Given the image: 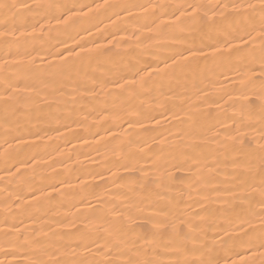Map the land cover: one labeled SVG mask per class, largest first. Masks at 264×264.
<instances>
[{"label":"snow or ice","instance_id":"6c2138e0","mask_svg":"<svg viewBox=\"0 0 264 264\" xmlns=\"http://www.w3.org/2000/svg\"><path fill=\"white\" fill-rule=\"evenodd\" d=\"M115 7L109 0H45L19 7L0 0V192L5 193L0 197V264H264V0H191L159 13L156 24L151 20L157 13L148 11L156 5H120L124 17L141 23L114 27L108 35L73 24L76 17L94 19V11L105 9L115 15L109 21L115 26L123 19L111 11ZM163 28L173 31L162 37ZM81 32L88 33L87 40ZM141 42L166 44L164 56L113 80L89 71L110 60L111 50ZM149 82L152 87L145 90ZM111 90L155 104L159 119L129 120L124 127V116L134 110L131 104L125 109L123 100L116 103L115 96L111 110L70 107L77 97L107 96ZM42 96L53 97L63 114L50 113L44 125L33 124L31 113ZM92 121L104 125L103 135H91V145L106 147L94 150L101 160L121 156L115 141L131 128L152 130L136 145L148 158L71 176L70 165H61L63 173L53 168L56 160L47 155L46 141L67 142L71 124L81 129ZM167 122L173 126L161 131ZM89 143L83 140L81 146ZM193 145L201 150L190 158L183 149ZM211 145L225 152L217 155ZM67 151L80 155L76 146ZM175 160L182 163H169ZM220 175L228 179L217 180ZM110 179L126 180L135 193L121 209L103 212L98 201L104 194L76 195L70 207L58 199ZM193 191L205 201H223L222 210L201 205L193 211L181 199ZM212 192L215 197L208 195ZM107 195L126 200L119 193ZM53 208L57 211L48 215ZM137 219L150 225L147 231L137 227Z\"/></svg>","mask_w":264,"mask_h":264},{"label":"clouds","instance_id":"9594fccd","mask_svg":"<svg viewBox=\"0 0 264 264\" xmlns=\"http://www.w3.org/2000/svg\"><path fill=\"white\" fill-rule=\"evenodd\" d=\"M71 2V0H68ZM84 3H95L96 0H82ZM191 0H109L111 5H115L117 7L113 8L111 11L120 12V15L123 13V10L119 8L120 5L127 4H140L145 7L149 4L156 5V9H148V11L156 12L157 16L153 17L151 22L156 24L159 19V13L162 12H170L172 8L176 5L189 3ZM200 3H210L212 0H199ZM94 19H90L89 17H76L74 18L73 24L82 28H95L98 25H103V33L98 35H108L112 32L114 27L126 26L131 29L134 25L141 23L135 16L124 17V14L121 15L123 19L117 22V25H111L109 23L110 20L115 17L108 10L99 9L94 11L92 14ZM116 18V17H115ZM108 23H105V22ZM72 30V26H69V31ZM173 29L171 28H163L160 31V35L162 37L168 36L171 34ZM167 45L161 43L158 46H149L145 42H141L140 46H136L133 44L131 47L122 48L119 50L113 49L110 51V60L107 62H100L98 65H95L91 68V73H93L96 77L102 79L113 80L119 78V76L127 74L132 67H139L153 61H156L158 58H162L164 56V48ZM152 87L151 82L145 85V90L147 88ZM118 97L116 99V103H120L123 100L125 109L129 104L132 105L134 113L126 114L123 118V126L127 125L125 123L129 120H145L151 119L153 116H159L160 110L157 109L155 104H147L140 103L139 99L135 96L130 95L128 91H124L121 93L120 90H111L110 95H102L97 94L95 96H82L77 97L74 103L70 106L74 109H80L82 111H88L90 109L96 110H111L110 105L113 102V97ZM81 123L87 124L88 122L81 121ZM172 122L162 123L160 126V130H166L167 128L172 127ZM104 130V125H97L95 123L89 124L85 128H81V134L91 136L96 133H102ZM152 132L151 129H136L131 128L128 129V133L119 137L115 143L119 144L121 149V156L116 157L113 161L105 162L101 160L99 157L96 160L95 164L89 166L88 163L80 162L76 167H71L68 174L74 175L76 172L80 173H91L96 170H100L103 172L110 171L111 168L115 165L124 166L129 165L135 159L148 158L149 153L145 152L141 154L136 145H142L145 141L146 136L150 135ZM91 148L92 150H98L100 152H104L106 150L105 146H100L97 148L96 146L88 145L85 146ZM107 147H111L108 145ZM158 147V146H155ZM200 146H188L183 149V152L186 153L190 158L194 155H197L200 152ZM169 163H182L180 160L169 161ZM64 170L61 172L63 173ZM135 175V174H133ZM182 173L176 172V176L180 177ZM123 184L124 187H118V185ZM128 185L126 180H105L101 181L96 186H84L83 188L77 189L75 193H67L64 197H60L58 199H62L64 201L65 206H71L74 204L76 195H92V196H102V199L98 201L99 208L105 212L110 213L114 209H121L124 202H130L135 193L128 191ZM137 187H140V184H137ZM107 193H119L122 197H125V201H118L115 199H109ZM109 218H111L109 216Z\"/></svg>","mask_w":264,"mask_h":264},{"label":"bare ground","instance_id":"6f19581e","mask_svg":"<svg viewBox=\"0 0 264 264\" xmlns=\"http://www.w3.org/2000/svg\"><path fill=\"white\" fill-rule=\"evenodd\" d=\"M8 2L10 3H17V6L19 7L20 4H25V5H32L33 3H38V2H45V0H8ZM96 2H100L103 3V0H96ZM221 2H223V0H221ZM230 10V9H229ZM123 15V13L121 14ZM115 19V17H113V20ZM3 21V14L0 13V23H2ZM224 24H227L229 21L228 20H224L222 21ZM105 23H108L107 21ZM38 27V25H37ZM98 28H100L101 30H103V25H98ZM30 31V29H29ZM90 32L95 33L96 29L95 28H90L89 29ZM17 35H19V32L17 33ZM80 37H84L85 40H87L88 38V33L85 32H81L80 33ZM80 37H76L77 40L80 39ZM108 39H111V37L109 36ZM69 44V46L71 45V41L67 42ZM96 43H104L106 44V41L104 40H97ZM85 47H88L89 45L85 44ZM89 71H91V68L89 69ZM70 98V97H69ZM56 112L58 115H62V112H57V101L49 96V97H40L37 101V106L33 109L32 113H31V122L33 124H41L44 125L45 122L49 119V114L50 113H54ZM228 115H231V112L228 113ZM157 119H159V116H157ZM227 122V121H226ZM92 123H95V121H92ZM73 128V133L71 135H68L66 137L67 142H65L64 140H60L57 141L55 139L51 140V141H46V143L49 144V148L47 151V155H51L53 156V159L56 160V163H54L52 165L53 168H56L57 171H62L63 169L61 168L62 164H66V165H70L71 167H76L78 163L80 162H87L89 166H92L95 164L96 160L98 159V157L96 156V151L92 150L91 148L88 147H82L81 146V142L83 140H88L90 143L89 145H91V141L93 139V137L91 136H87V135H83L81 134V129H77L75 123L70 125ZM125 127H127V125H125ZM61 132H63V128L60 129ZM103 135V132L101 133ZM73 146H76L77 150H79L80 155L77 156L75 154V152L69 153L67 150L71 149ZM93 146V145H92ZM209 148H213L216 149V153L217 155L223 154L225 152V149L221 146H216V145H211L208 146ZM53 149H55V151H53ZM61 149H64L65 152L63 153L62 156L57 157L56 156V152H59ZM47 155L42 154V158L44 160H47ZM70 156V158H69ZM85 157H89L90 159H85ZM222 158V157H221ZM74 161H78L77 163H73ZM230 168V166H229ZM183 175V174H182ZM228 178L224 175H220L217 177V180L219 181H225ZM211 187L214 188H218V189H223L224 187H226L225 184H218V183H213L212 185H210ZM3 195H5V193L0 192V197H2ZM189 195L191 196V199H189ZM202 195L203 194H198L197 192H191V193H185L181 199L182 202H186V203H191L192 204V210L193 211H199V206L203 205L205 207H208L212 210H222L223 207V201H217L215 199H210L208 201H205L202 199ZM208 195L210 197H215L216 193L212 192V193H208ZM25 199H27V197H25ZM200 201V205H197L196 203H193V201ZM40 207L43 209L44 205L41 204ZM79 207V205H78ZM57 211V209L53 208L48 215H51L52 212ZM47 217L41 215L40 219L41 220H45ZM71 221V218H67L63 221V223L67 224ZM30 221L25 218L24 219V223H29ZM222 224L224 223L223 219H221L220 221ZM137 227L141 230V231H147V229L150 227V225H144V221L141 219H137L136 221ZM141 225H144V227H141ZM50 227L52 228H56L57 226L55 224L50 225ZM61 231L64 232H69L71 231L68 228H62L60 229ZM45 231H47V227L45 228ZM225 231H228L227 227H225ZM238 231V230H237ZM221 236L224 235V232L220 233ZM212 239H215V237H211ZM158 251H164V249H160ZM2 258V257H0ZM165 260H168L172 257H169L168 255H165L162 257Z\"/></svg>","mask_w":264,"mask_h":264}]
</instances>
